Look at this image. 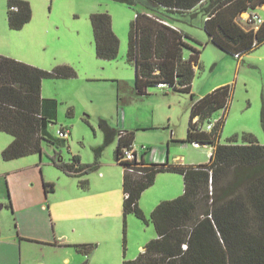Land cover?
<instances>
[{"label":"rangeland","instance_id":"1","mask_svg":"<svg viewBox=\"0 0 264 264\" xmlns=\"http://www.w3.org/2000/svg\"><path fill=\"white\" fill-rule=\"evenodd\" d=\"M26 1L32 10L31 19L21 28L11 29L8 0H0V54L48 71L69 65L76 75L42 81V98L55 100L52 109L56 118L48 125L50 138L43 142L41 153L5 160L2 151L13 137L0 130V198L11 188L16 189L15 198L23 195L21 200L28 193L36 199L46 198L52 213L45 214V223L31 224L27 230L51 242L48 259L53 264H61L54 253L58 248L62 257H69L70 264H122L124 259H134L156 237L150 219L152 209L162 200L181 195L184 182L179 173L157 174L138 201L145 219L124 214L123 166L115 158L117 137L99 155L95 152L104 140L100 119L118 131H132L137 156L146 162L162 156L173 164L177 159L181 164H203L209 161L212 147L185 141L190 93L169 87H148L146 94L136 93L134 67L127 59L129 28L135 15L132 7L117 0ZM94 12L111 16L119 39L113 59L96 55L90 21ZM248 13H241L236 23L251 28ZM252 13L264 21L262 7ZM202 19L199 16L179 24L194 38L189 40L191 45L201 50L191 92L199 98L229 85L228 107L215 111L210 118L214 123L224 116L218 142L242 144V135L248 132L264 144V42L237 58L210 41ZM184 54L188 57L189 50ZM207 124L208 120L202 125L205 130ZM60 128L68 130L66 139L58 136ZM73 155L90 167L86 173L72 175L58 167L59 162L73 163ZM42 180L50 183L46 192ZM27 210L43 218L41 211ZM13 217L11 209L0 211V219L11 227L16 225Z\"/></svg>","mask_w":264,"mask_h":264},{"label":"trees","instance_id":"2","mask_svg":"<svg viewBox=\"0 0 264 264\" xmlns=\"http://www.w3.org/2000/svg\"><path fill=\"white\" fill-rule=\"evenodd\" d=\"M135 10L128 34L127 59L134 67L136 93L148 87H169L190 93V119L185 141L209 144V161L199 165L146 162L138 158L132 131H118L100 119L104 146L117 137L115 158L123 166V212L145 219L138 201L159 173L183 176V193L160 201L150 219L156 237L150 239L134 259L122 264H264V144L245 132V143L218 142L224 116L211 130L203 123L219 109L228 107L231 89L223 85L196 98L191 92L201 50L179 24L203 17L209 39L219 48L239 58L264 42V21L244 28L236 23L243 12L264 5V0H117ZM16 6L17 10H12ZM26 0H8V24L19 29L31 19ZM96 55L102 59L117 56L119 39L107 12L90 14ZM185 50L190 54L185 57ZM69 65L51 71L0 54V130L13 140L3 149L5 160L41 153L49 141L48 125L56 118L55 100L42 98L45 78L74 77ZM264 128V107L262 111ZM66 139V138H63ZM235 141V137L231 138ZM133 148L135 158L123 159V150ZM66 173H86L90 167L73 155V163H57ZM47 187L48 184L44 183ZM91 249L92 245H88Z\"/></svg>","mask_w":264,"mask_h":264},{"label":"crops","instance_id":"3","mask_svg":"<svg viewBox=\"0 0 264 264\" xmlns=\"http://www.w3.org/2000/svg\"><path fill=\"white\" fill-rule=\"evenodd\" d=\"M261 7L264 9V5ZM176 158H178V156ZM165 160L168 161L167 158L160 156L152 160V162H163ZM178 162H180V160L178 161L177 159L175 163ZM191 165L199 164L193 163ZM42 183L45 189L44 191L46 192L47 190L44 183H50L44 180H42ZM26 188L28 190L29 186L27 185ZM15 190L16 189L12 188L9 189L8 194L0 198V211L4 210V208L11 209L14 216L13 221L16 223V225L11 227V225L3 223L0 219V264H53L52 259H48L49 253L52 252L51 242L38 237L36 234L32 235V233H29L27 230L31 224L40 221L45 223V217H47L45 214H47V212L52 213L50 203L46 201V198L42 197V199H40V196H38L36 199V196H32L30 193H28L23 200H21L23 198L22 194H20L18 198H15L13 193ZM5 199L8 200V202H4ZM30 207H32V209ZM27 208L33 212L35 210L41 211L43 218L32 216L33 214H31V211H28ZM54 253H57L61 264H70L69 257H62L60 248L54 249Z\"/></svg>","mask_w":264,"mask_h":264},{"label":"built area","instance_id":"4","mask_svg":"<svg viewBox=\"0 0 264 264\" xmlns=\"http://www.w3.org/2000/svg\"><path fill=\"white\" fill-rule=\"evenodd\" d=\"M12 10H17L16 6H11ZM248 22H254L255 24L262 23V19L257 15L253 14L252 16L250 14H247ZM214 123L210 122L206 126V130H211L213 128ZM57 134L60 138H67L68 136V130L64 128H60L57 130ZM193 145H199L200 143H192ZM135 158V154L133 151V148H125L123 150V159L125 160H132Z\"/></svg>","mask_w":264,"mask_h":264}]
</instances>
